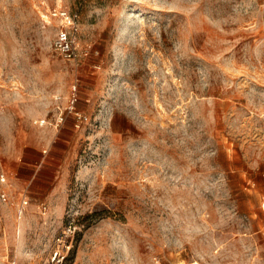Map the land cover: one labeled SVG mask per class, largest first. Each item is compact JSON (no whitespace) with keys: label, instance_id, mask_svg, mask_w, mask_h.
<instances>
[{"label":"rangeland","instance_id":"374dc122","mask_svg":"<svg viewBox=\"0 0 264 264\" xmlns=\"http://www.w3.org/2000/svg\"><path fill=\"white\" fill-rule=\"evenodd\" d=\"M263 205L264 0H0V264H264Z\"/></svg>","mask_w":264,"mask_h":264},{"label":"built area","instance_id":"2783aa9c","mask_svg":"<svg viewBox=\"0 0 264 264\" xmlns=\"http://www.w3.org/2000/svg\"><path fill=\"white\" fill-rule=\"evenodd\" d=\"M50 17L58 22V29L52 42L53 51L65 60L75 58L76 52L71 35L73 19L66 10H53ZM14 264V263H12Z\"/></svg>","mask_w":264,"mask_h":264},{"label":"crops","instance_id":"0c3cea01","mask_svg":"<svg viewBox=\"0 0 264 264\" xmlns=\"http://www.w3.org/2000/svg\"><path fill=\"white\" fill-rule=\"evenodd\" d=\"M264 206V205H263Z\"/></svg>","mask_w":264,"mask_h":264}]
</instances>
